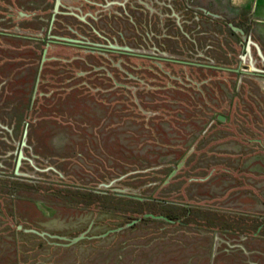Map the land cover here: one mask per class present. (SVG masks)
Returning a JSON list of instances; mask_svg holds the SVG:
<instances>
[{"label": "rangeland", "instance_id": "obj_1", "mask_svg": "<svg viewBox=\"0 0 264 264\" xmlns=\"http://www.w3.org/2000/svg\"><path fill=\"white\" fill-rule=\"evenodd\" d=\"M217 2L243 33L216 24L200 90L0 99V264H264V0Z\"/></svg>", "mask_w": 264, "mask_h": 264}, {"label": "flooded vegetation", "instance_id": "obj_2", "mask_svg": "<svg viewBox=\"0 0 264 264\" xmlns=\"http://www.w3.org/2000/svg\"><path fill=\"white\" fill-rule=\"evenodd\" d=\"M226 14L217 0H0V99H17L19 84L28 85L29 101H60L63 87L87 88L117 93L123 99L108 104L143 114L160 106L163 91L182 84V91L200 90L197 69L204 71V85L212 69L228 70L214 65L216 24L223 21L228 33L243 30L225 22ZM31 68L32 92L31 78L20 76ZM43 70L50 77L43 78ZM43 85L52 87L38 93ZM27 125L18 147L26 145ZM22 159L17 149L13 172Z\"/></svg>", "mask_w": 264, "mask_h": 264}, {"label": "water", "instance_id": "obj_3", "mask_svg": "<svg viewBox=\"0 0 264 264\" xmlns=\"http://www.w3.org/2000/svg\"><path fill=\"white\" fill-rule=\"evenodd\" d=\"M248 44H249V41H247V49H248ZM218 119H220L221 121H223V118L221 116H218Z\"/></svg>", "mask_w": 264, "mask_h": 264}]
</instances>
